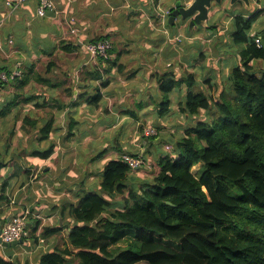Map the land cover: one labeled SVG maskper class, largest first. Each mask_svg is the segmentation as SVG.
Instances as JSON below:
<instances>
[{
	"label": "crops",
	"instance_id": "0c3cea01",
	"mask_svg": "<svg viewBox=\"0 0 264 264\" xmlns=\"http://www.w3.org/2000/svg\"><path fill=\"white\" fill-rule=\"evenodd\" d=\"M177 1L52 0L55 9L41 17L37 14L40 0H0V69H22L15 81L0 84V110L12 106L0 117V194L6 184L11 199L0 207V221L3 211L9 216L15 210L41 221L39 241H25L27 229L22 244L0 246L5 257L38 264L43 254L66 247L80 198L95 189L106 195L100 182L109 160L142 151L151 164L145 171H160L158 158L168 153L150 156L152 142L142 135L143 128L173 123L183 125L184 133L198 119L181 109L186 84L172 92L171 111L159 115V74L172 71L184 77L193 72L196 86L204 88L205 80L215 78L204 74L209 68L228 73L227 62L234 58L238 64L240 59L239 47L223 48L234 44L236 16H256L247 33L251 40H264V28L251 32L264 26V0H251L249 7L243 2L230 6L227 1L224 10L211 15L209 28L189 27V20H177L174 33L169 10ZM122 13L129 23L128 38L122 32ZM72 26H77V33H72ZM98 36L113 43L106 63L90 58L85 50V43ZM182 114L189 115V125L178 118ZM49 124L45 137L42 128ZM50 146L54 150L48 158L36 154ZM119 196L113 197L116 205L122 204ZM46 226L61 231L44 239Z\"/></svg>",
	"mask_w": 264,
	"mask_h": 264
},
{
	"label": "trees",
	"instance_id": "16d2710c",
	"mask_svg": "<svg viewBox=\"0 0 264 264\" xmlns=\"http://www.w3.org/2000/svg\"><path fill=\"white\" fill-rule=\"evenodd\" d=\"M255 19L235 17L233 42L245 46L229 76L230 92L211 78L196 91L193 72L158 75L160 116L170 111L172 92L186 84L181 109L191 116L204 110L210 119L185 128L174 152L158 158L160 171L138 188L127 184L135 170L121 157L109 160L100 187L122 195V205L102 193H85L75 207L69 244L43 254L38 264H264V71L254 64L264 60V44L247 33ZM100 97L97 93L96 101ZM11 107L0 110V117ZM50 129L42 128L43 136ZM53 150L36 154L46 159ZM6 188L0 207L11 201ZM28 221L33 224L25 241L37 243L41 221L31 214ZM60 231L46 226L42 236ZM0 264L21 263L0 252Z\"/></svg>",
	"mask_w": 264,
	"mask_h": 264
},
{
	"label": "rangeland",
	"instance_id": "374dc122",
	"mask_svg": "<svg viewBox=\"0 0 264 264\" xmlns=\"http://www.w3.org/2000/svg\"><path fill=\"white\" fill-rule=\"evenodd\" d=\"M112 14V17H113V14H115L116 12H111ZM117 15L114 17L116 18ZM129 23L127 22V19L124 17V14L122 13V32L123 33H126V37L128 38L129 37ZM264 26L260 25L258 28L254 29L253 31L251 32H256V31H261L263 30ZM253 34V33H252ZM226 38V37H224ZM222 42L219 41V43ZM221 44V43H220ZM245 45L243 46H236L235 44H231V45H226L224 46L223 48L226 49V50H236L237 47L241 48V47H244ZM158 48H154V50H157ZM157 54H161V52H158ZM158 56V55H157ZM189 60L192 59V57H187ZM158 59H161L160 55L158 57ZM193 62V61H192ZM239 63V62H238ZM227 64L229 65V67H231V70H229V72L227 73H224L222 72L223 70H221V72H215L213 71L211 68L208 69V71H206L204 74L207 76H215L214 78V82H216L215 84H217L218 86H222L223 88H225L226 90H228L227 92H230L231 91V81L229 80V76L231 75V71L233 69V67L235 65H238L237 62L234 60V58H232L231 61H228ZM255 64V67L257 68V70L259 72H263L264 71V60H261V61H255L254 62ZM177 67V64L174 63V68ZM164 69H172V68H168L167 66H163V70ZM196 75V74H195ZM212 80V79H211ZM206 81V80H205ZM193 89H195L196 91H199V86H195ZM162 96V94H161ZM163 99V98H162ZM161 99V100H162ZM173 105H174V108H176L178 110V106H177V101L174 102V99H173ZM175 110V109H174ZM171 111V109H170ZM170 111H168L166 114H168ZM175 113H172L171 115H169L170 117L173 116ZM188 114V113H186ZM210 113L209 112H205L204 110L200 111V113L198 114L197 116V119L198 120H201V119H210ZM180 116V115H179ZM178 118H181L182 122L183 123H186L187 125H189V118L187 119V115L185 114H182V116L184 117H179ZM178 119H175L174 122H176ZM195 119H193L192 121H194ZM173 121V120H172ZM173 123H169L168 126H166L165 128L161 127V128H158V127H155V130H156V134H153V135H147L146 134V130L148 129V127H150V125H147L143 128V131H142V135L143 136H146L148 139H150L152 142V148H150L149 150V153H150V156L152 155H156L160 152H167L168 154H172L174 152V148H175V145H171V143H176L177 140H179L182 136H183V133L181 131H183V125H182V128H179V127H176V126H172ZM195 125V124H194ZM140 128V127H139ZM112 142V141H111ZM142 142V141H140ZM167 142V143H165ZM168 142H171V143H168ZM168 144V145H166ZM166 146V147H165ZM167 146H170V148L168 149ZM166 148V149H165ZM165 149V150H164ZM129 151V150H128ZM132 151V150H130ZM141 153L139 154H143L145 155L144 152L140 151ZM148 154V153H147ZM153 160V159H152ZM145 164L143 167L139 168V169H142L140 170V173H138V171L134 172L132 175L129 176L128 178V181H127V184L129 185L130 188H138L141 184L143 185L144 183H148L150 182L152 179H153V174H156L155 171H150L151 173L149 172H146L145 171V167H150L151 168V164L149 161H145ZM199 168H200V165H197L193 168V172L194 174H198L199 172ZM147 170V169H146ZM133 172V171H132ZM83 179V178H82ZM94 192H97V193H100L101 190H93ZM127 195V193H126ZM105 197L109 200H112L113 201V195H110V194H106ZM118 197V196H117ZM119 197H122V196H119ZM122 205V204H121ZM27 242H28V239H27ZM122 245H126V242L124 243H121Z\"/></svg>",
	"mask_w": 264,
	"mask_h": 264
},
{
	"label": "built area",
	"instance_id": "2783aa9c",
	"mask_svg": "<svg viewBox=\"0 0 264 264\" xmlns=\"http://www.w3.org/2000/svg\"><path fill=\"white\" fill-rule=\"evenodd\" d=\"M25 0H18V2H23ZM55 9L52 0H40L37 14L41 17H44L48 14V12H52ZM170 13V12H169ZM74 20V19H73ZM75 21V20H74ZM74 21L72 23H74ZM76 22V21H75ZM77 26H72V33L78 32ZM257 44H261L260 38L256 40ZM85 50L92 59H97L102 63H106L111 58V50L113 48V43L108 38H102L99 40H90L85 43ZM22 75L21 67H16L12 70H1L0 69V84L10 83L15 81ZM147 135L156 134V130L153 126L148 127L146 130ZM169 149L170 146H167ZM121 158L131 167L133 170H137L143 167L145 164L144 155L143 154H130L123 153ZM27 223H28V213L21 214H13L11 219L6 222L5 226L1 232L2 241L7 243H12L16 240H20L27 235Z\"/></svg>",
	"mask_w": 264,
	"mask_h": 264
},
{
	"label": "water",
	"instance_id": "95a60500",
	"mask_svg": "<svg viewBox=\"0 0 264 264\" xmlns=\"http://www.w3.org/2000/svg\"><path fill=\"white\" fill-rule=\"evenodd\" d=\"M228 1L230 6H234L237 3L243 2L247 7L251 6V0H178L173 8L169 10V23L174 29V33L177 32V20L180 22L190 21L189 27L194 25L209 28L211 15L220 13L225 9L226 2ZM264 44V40L262 41ZM13 214H18V210L12 212L9 216L1 219L0 221V235L6 222L11 219ZM32 223H27V228L31 227ZM24 242V238L16 240L12 243L2 241L0 236V246L14 247Z\"/></svg>",
	"mask_w": 264,
	"mask_h": 264
}]
</instances>
